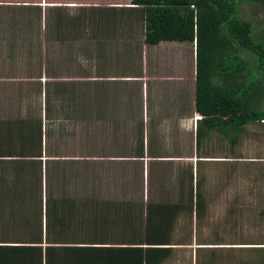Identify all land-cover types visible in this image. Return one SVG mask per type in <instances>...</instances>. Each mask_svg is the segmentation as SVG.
<instances>
[{"label":"crops","instance_id":"obj_1","mask_svg":"<svg viewBox=\"0 0 264 264\" xmlns=\"http://www.w3.org/2000/svg\"><path fill=\"white\" fill-rule=\"evenodd\" d=\"M143 19L142 11L133 8L130 0H0V66H8L0 68L4 70L0 72V95L4 92L10 95L7 114L0 109V121H13L38 110L43 117V93L54 94L55 89L47 80L85 78L89 81L97 76L89 67L98 57H106V51H102L106 46L102 43H121L123 58L127 57V43L154 46L145 42ZM24 43L29 44L19 50L18 45ZM32 43H42V55L20 57L19 54L36 50ZM85 43H98L92 46V56ZM15 49L18 50L14 52ZM192 58V77H175L173 86L168 87L175 95V103L155 101L142 108L143 96L139 90V108L117 109L120 92L116 83L140 81L139 75H133L132 80L119 78L104 84L90 82L77 86L79 94L88 93L85 97L94 101L90 105L80 104L94 122L88 126L75 122L90 131L88 134H85L88 129L81 131L85 134L82 147L87 148V156L74 158L58 153L60 137L73 131L67 125L60 128L52 122L54 116L46 124V131H42V145L50 142L43 152L44 159L50 153L51 159L91 160L98 174L110 175L115 181L93 186L91 192L96 201L91 224L88 228L84 224L77 226L76 239L91 232L95 246L123 247L112 251L113 255L100 260V264H217L220 262H215L217 251H226L224 247H228L223 245L221 236L227 235L228 224L232 230L237 225L238 217L233 215L238 208V179L243 178L242 160L232 154L229 157L228 145L231 148L233 145L222 141V124L217 119L226 118L214 119L196 110L195 48ZM19 66L25 69L24 76L19 75ZM15 82L32 83V86L14 85ZM220 82L221 79L215 85L220 86ZM164 93L162 89L160 94ZM133 94L137 99V94ZM27 104L33 107L30 109ZM60 111L64 113V109ZM119 112L124 114L122 124L127 125V135L115 137L116 133H110V129L101 131L105 123H117ZM132 112L137 113L132 115ZM146 119L149 127L145 126ZM214 130L220 131L216 134L221 138L213 141ZM97 132L103 140L98 153ZM80 166L78 163V170Z\"/></svg>","mask_w":264,"mask_h":264},{"label":"trees","instance_id":"obj_2","mask_svg":"<svg viewBox=\"0 0 264 264\" xmlns=\"http://www.w3.org/2000/svg\"><path fill=\"white\" fill-rule=\"evenodd\" d=\"M240 2L264 11V0H130L143 13L146 44L195 43V107L203 116L225 117L217 119L222 129L264 122V109H247L256 97L250 94L261 92L264 45L253 40L252 25L237 17ZM36 50L19 55L39 58ZM247 55L254 59L252 67ZM219 79L220 86H215ZM47 84L55 89L54 94L43 93V117L38 110L0 121V264H100L123 247L95 246L91 232L76 239L78 224L88 228L93 218L96 200L91 190L97 176L100 184L93 161L83 159L78 170L76 159H51L50 153L44 159L49 144L42 145V131L51 116L59 126L94 122L80 107L92 104L93 99L78 92L80 85L91 83L60 80ZM78 183L84 187L82 192L71 187ZM258 249L264 264V248Z\"/></svg>","mask_w":264,"mask_h":264},{"label":"rangeland","instance_id":"obj_3","mask_svg":"<svg viewBox=\"0 0 264 264\" xmlns=\"http://www.w3.org/2000/svg\"><path fill=\"white\" fill-rule=\"evenodd\" d=\"M116 2H118V0H116ZM236 13L239 19L248 21L252 25L251 29L253 40L264 45V11L261 9V7L255 4H246L240 2L237 5ZM32 44L36 47V49L38 48L39 54L42 55V43ZM102 44L106 46V49L102 50L101 44H99V50L106 51V57H98L97 59H95L97 60V62L90 64L91 66L89 67L91 68L92 72L97 73L95 75L101 77H90V80H94L90 82H108V80L110 79L116 80L119 78L132 80L133 75L140 76V81H128L126 82V84H120L119 82L116 83L118 84L120 92V94H118L119 102L116 105L117 109L139 108L137 105V103H139V90L141 91L140 93L143 96L142 108L145 104L149 105L156 102L175 103V95L171 94L172 90L170 88L168 89V87H171V85L173 86V78L178 76L192 77L193 65L192 62H190V59H193L192 57H194L195 48V46H192V44L160 43L154 46H146L143 43H127L126 58H123L124 53L122 52V49H124V46H122L121 43ZM85 45L87 46L86 50H89L92 56L93 47L97 46L98 43H85ZM117 45H119V47H117ZM18 46V49L20 50L23 48V46H28V44H24L23 46L19 44ZM17 50L15 49L14 52H16ZM22 51H24V49ZM243 52L244 51H242V53ZM85 53H87V51ZM14 56H16V54H14ZM140 57L142 59H140ZM187 59L188 62H186ZM245 59L248 66L252 67L254 59L251 57L249 58L248 55L245 56ZM85 65L86 64H83V67H85ZM6 67L8 66H0V68ZM20 67L21 66H19V69L17 71L19 75L24 76L25 69H23V67ZM189 70L190 74H188ZM0 72L4 73V70H0ZM47 81L49 82L51 80ZM81 81H86V79L84 78ZM1 83L6 84L5 82ZM13 84H20V86L24 87L32 86V83L27 85L24 82H15ZM162 89L165 91L163 95L160 94ZM4 93L1 94L2 96L0 95V109L2 113L7 114L5 110L10 105V103L8 102V97L10 95H8L7 93L6 95H4ZM133 93L137 94V99L136 95ZM250 96L256 97H254L251 102H248L247 109L254 111L263 110L264 79L262 80L260 94L257 95L251 93ZM21 97H24V95L21 94ZM37 104L40 105L38 101ZM25 107L26 105L23 104L22 109H24ZM27 107L31 109L33 106L27 104ZM134 113L137 112H132V115ZM142 116H144V111H142ZM116 118L118 119L116 124L107 122L100 130L103 131L110 129V133H116L114 135L115 137L127 135V125L125 126L122 124L124 114L122 112H119L117 113ZM42 123L44 125L46 121L44 120ZM99 123L101 125V121ZM66 124L67 129L73 132L69 134L65 133L62 135V137H60V147L57 151L59 154L72 155V157L74 158H82L84 155H87V148L85 147V145L82 147L84 143L82 140V136L85 134L83 132L81 133V131L88 128H84L83 126H80L75 122L64 123V126ZM149 125L150 123L146 119L145 126L149 127ZM222 131V141H225V143L227 144L231 143L233 145L232 148L228 145V156L230 157V155L232 154L234 157L238 156V158L242 160L241 168L243 178L242 180L238 179V189L236 195L238 199V208L237 214L233 215L234 217H238L236 225L237 229L234 228V230H232L231 224L227 225L228 233L227 235L221 236V241L223 245H227L228 247H224V250L226 251H217L218 256L216 257L215 262L219 260L220 262H217V264H261L262 254L258 252V250L261 249L247 248H261V246L264 247V245H261L264 244V123H252L251 125H247L246 127H244L242 130L234 129L233 127H226ZM218 132L220 131L214 130L213 133H211V139L213 141L217 138H221L216 134ZM101 135L102 134L100 132H97L95 134V138L99 139V143L96 146L97 153L100 152L103 146V140L98 137ZM48 143L50 144L49 141ZM52 148H55V146H53ZM216 150L218 151L219 148H216ZM80 162H83V160H77V165ZM95 162L97 163L98 161ZM93 173L97 175L99 172L97 169H94ZM98 175L100 184H98L97 176L94 179V185H99V187H101L105 183L115 182L110 175ZM131 185H134L133 181L131 182ZM71 187H74L78 192H82V187L79 183ZM230 216H232L231 210H229V220L231 219ZM237 244L243 247H233ZM226 252L227 256L225 254Z\"/></svg>","mask_w":264,"mask_h":264}]
</instances>
